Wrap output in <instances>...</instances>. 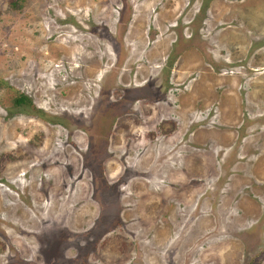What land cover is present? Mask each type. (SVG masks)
Segmentation results:
<instances>
[{
	"label": "rangeland",
	"instance_id": "rangeland-1",
	"mask_svg": "<svg viewBox=\"0 0 264 264\" xmlns=\"http://www.w3.org/2000/svg\"><path fill=\"white\" fill-rule=\"evenodd\" d=\"M14 4L0 264H264V0Z\"/></svg>",
	"mask_w": 264,
	"mask_h": 264
},
{
	"label": "trees",
	"instance_id": "trees-1",
	"mask_svg": "<svg viewBox=\"0 0 264 264\" xmlns=\"http://www.w3.org/2000/svg\"><path fill=\"white\" fill-rule=\"evenodd\" d=\"M20 1H22V0H15V4L14 5L15 6H18L19 3H20ZM16 102H17V106H20V107H29V106L34 107V105L28 99V97L27 96H24V95L19 96V99ZM34 109H35V107H34ZM105 210H109V209L108 208H105Z\"/></svg>",
	"mask_w": 264,
	"mask_h": 264
},
{
	"label": "bare ground",
	"instance_id": "bare-ground-1",
	"mask_svg": "<svg viewBox=\"0 0 264 264\" xmlns=\"http://www.w3.org/2000/svg\"><path fill=\"white\" fill-rule=\"evenodd\" d=\"M93 137V136H92Z\"/></svg>",
	"mask_w": 264,
	"mask_h": 264
}]
</instances>
